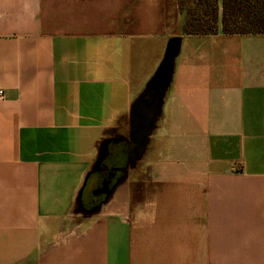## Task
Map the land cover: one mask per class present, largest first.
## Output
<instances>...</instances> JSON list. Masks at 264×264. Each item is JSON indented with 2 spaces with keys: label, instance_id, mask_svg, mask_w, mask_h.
Here are the masks:
<instances>
[{
  "label": "crops",
  "instance_id": "crops-1",
  "mask_svg": "<svg viewBox=\"0 0 264 264\" xmlns=\"http://www.w3.org/2000/svg\"><path fill=\"white\" fill-rule=\"evenodd\" d=\"M180 23L178 0H0V264H264V33Z\"/></svg>",
  "mask_w": 264,
  "mask_h": 264
},
{
  "label": "trees",
  "instance_id": "trees-1",
  "mask_svg": "<svg viewBox=\"0 0 264 264\" xmlns=\"http://www.w3.org/2000/svg\"><path fill=\"white\" fill-rule=\"evenodd\" d=\"M180 33H264V0H178Z\"/></svg>",
  "mask_w": 264,
  "mask_h": 264
},
{
  "label": "water",
  "instance_id": "water-1",
  "mask_svg": "<svg viewBox=\"0 0 264 264\" xmlns=\"http://www.w3.org/2000/svg\"><path fill=\"white\" fill-rule=\"evenodd\" d=\"M180 47V37H174L170 39L168 48L166 51L165 58L162 62V65L157 73V76L153 83V89L155 90L154 99L149 100L147 97L141 98L132 111L131 118V132L129 140V152L128 159L129 162L136 160L142 153L148 137L151 134L155 126V115H154V106L153 101L156 103L158 98L164 89V86L167 84L174 66L175 56L177 55ZM153 106V107H152ZM156 108V106H155ZM107 143L104 144L102 152L97 164V171H100L99 165L106 156ZM127 167V166H126ZM127 168H122L121 171L126 173ZM115 169H112L110 172L111 176L116 174ZM114 185L112 186L107 179L103 180V187L98 188L94 191L95 194H106L107 196L112 193Z\"/></svg>",
  "mask_w": 264,
  "mask_h": 264
},
{
  "label": "flooded vegetation",
  "instance_id": "flooded-vegetation-1",
  "mask_svg": "<svg viewBox=\"0 0 264 264\" xmlns=\"http://www.w3.org/2000/svg\"><path fill=\"white\" fill-rule=\"evenodd\" d=\"M100 174H101V181H100V184L97 186V189L103 187V180L104 179H107V181H109V183L112 184V181H113L115 176L112 177L110 175V171L102 170L100 172ZM105 196H106L105 194L101 193V194L97 195V198H99V200H100V199H104Z\"/></svg>",
  "mask_w": 264,
  "mask_h": 264
},
{
  "label": "built area",
  "instance_id": "built-area-1",
  "mask_svg": "<svg viewBox=\"0 0 264 264\" xmlns=\"http://www.w3.org/2000/svg\"><path fill=\"white\" fill-rule=\"evenodd\" d=\"M4 95V91L2 89H0V98H2Z\"/></svg>",
  "mask_w": 264,
  "mask_h": 264
}]
</instances>
